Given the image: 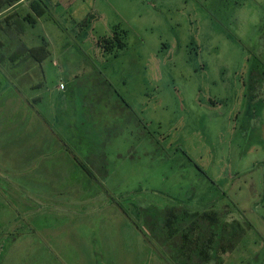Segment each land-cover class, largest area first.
<instances>
[{
	"label": "rangeland",
	"instance_id": "1",
	"mask_svg": "<svg viewBox=\"0 0 264 264\" xmlns=\"http://www.w3.org/2000/svg\"><path fill=\"white\" fill-rule=\"evenodd\" d=\"M100 4L133 114L56 68L0 99V264H264V0Z\"/></svg>",
	"mask_w": 264,
	"mask_h": 264
},
{
	"label": "crops",
	"instance_id": "2",
	"mask_svg": "<svg viewBox=\"0 0 264 264\" xmlns=\"http://www.w3.org/2000/svg\"><path fill=\"white\" fill-rule=\"evenodd\" d=\"M101 19L100 0H0V99H10L17 93L22 98L21 85L46 83L51 69L56 68L61 84L64 82V88L59 86L64 97H71L73 84L79 81L82 86L94 88L93 97L99 105H115L122 113L129 110L133 114L132 107L116 90L109 93L103 69L113 67L128 50L113 53L100 46V39L112 36V31L108 33L111 28L97 32ZM7 84L16 91H4ZM64 108L63 113L68 115L71 102ZM68 121L64 131H83ZM108 129L103 126V131ZM113 130H119V126Z\"/></svg>",
	"mask_w": 264,
	"mask_h": 264
},
{
	"label": "trees",
	"instance_id": "3",
	"mask_svg": "<svg viewBox=\"0 0 264 264\" xmlns=\"http://www.w3.org/2000/svg\"><path fill=\"white\" fill-rule=\"evenodd\" d=\"M127 35V30L116 26L112 30V36L100 39L98 43L105 51H121L127 48Z\"/></svg>",
	"mask_w": 264,
	"mask_h": 264
},
{
	"label": "built area",
	"instance_id": "4",
	"mask_svg": "<svg viewBox=\"0 0 264 264\" xmlns=\"http://www.w3.org/2000/svg\"><path fill=\"white\" fill-rule=\"evenodd\" d=\"M60 88H64V85L62 84V85L60 86Z\"/></svg>",
	"mask_w": 264,
	"mask_h": 264
}]
</instances>
